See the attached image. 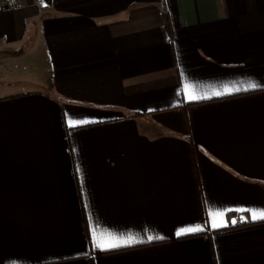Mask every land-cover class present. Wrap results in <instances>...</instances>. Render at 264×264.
<instances>
[{
  "label": "crops",
  "instance_id": "0c3cea01",
  "mask_svg": "<svg viewBox=\"0 0 264 264\" xmlns=\"http://www.w3.org/2000/svg\"><path fill=\"white\" fill-rule=\"evenodd\" d=\"M18 2L0 264H264V0Z\"/></svg>",
  "mask_w": 264,
  "mask_h": 264
},
{
  "label": "snow or ice",
  "instance_id": "6c2138e0",
  "mask_svg": "<svg viewBox=\"0 0 264 264\" xmlns=\"http://www.w3.org/2000/svg\"><path fill=\"white\" fill-rule=\"evenodd\" d=\"M253 87H255V85H253ZM73 123V125L75 124V123H77V122H72ZM79 123H86V122H79ZM254 215V218H257V219H264V212H260V213H254L253 214ZM200 229H182V230H180L179 232H177V235L179 236V235H182V234H184V233H186V232H191V231H199ZM159 238V237H158ZM149 239H152V237H149ZM126 243H131V240H129V241H127ZM120 245H118V244H110V245H108V247H110V248H115V247H119Z\"/></svg>",
  "mask_w": 264,
  "mask_h": 264
},
{
  "label": "built area",
  "instance_id": "2783aa9c",
  "mask_svg": "<svg viewBox=\"0 0 264 264\" xmlns=\"http://www.w3.org/2000/svg\"><path fill=\"white\" fill-rule=\"evenodd\" d=\"M19 4L18 0H7L6 6L15 8Z\"/></svg>",
  "mask_w": 264,
  "mask_h": 264
},
{
  "label": "trees",
  "instance_id": "16d2710c",
  "mask_svg": "<svg viewBox=\"0 0 264 264\" xmlns=\"http://www.w3.org/2000/svg\"><path fill=\"white\" fill-rule=\"evenodd\" d=\"M165 20H166V23H167V25H168V20H167V18H165Z\"/></svg>",
  "mask_w": 264,
  "mask_h": 264
}]
</instances>
